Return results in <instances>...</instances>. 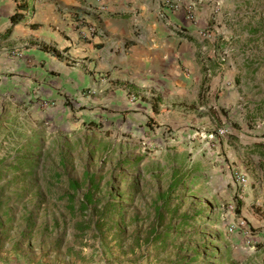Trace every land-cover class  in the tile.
<instances>
[{
  "label": "rangeland",
  "instance_id": "1",
  "mask_svg": "<svg viewBox=\"0 0 264 264\" xmlns=\"http://www.w3.org/2000/svg\"><path fill=\"white\" fill-rule=\"evenodd\" d=\"M195 31L197 76L223 83L189 134L0 87V264H264V203L235 181L264 190V0H195Z\"/></svg>",
  "mask_w": 264,
  "mask_h": 264
},
{
  "label": "crops",
  "instance_id": "2",
  "mask_svg": "<svg viewBox=\"0 0 264 264\" xmlns=\"http://www.w3.org/2000/svg\"><path fill=\"white\" fill-rule=\"evenodd\" d=\"M196 34L195 0H0V87L82 123L189 134L207 86L223 83L197 76ZM243 190L263 205L264 190Z\"/></svg>",
  "mask_w": 264,
  "mask_h": 264
},
{
  "label": "trees",
  "instance_id": "3",
  "mask_svg": "<svg viewBox=\"0 0 264 264\" xmlns=\"http://www.w3.org/2000/svg\"><path fill=\"white\" fill-rule=\"evenodd\" d=\"M18 20L19 19L17 18V16H13L11 18V22L12 23L17 22ZM260 156L263 158L264 157V153H261ZM175 184H177V180H175ZM177 185H179V183ZM90 201H91V196L88 195V194L85 195L84 196V200H82L81 203H80L79 211L80 212H83L84 210H86L87 209V203H89ZM117 205H118L117 202H116V204H111V207L109 208V210H107V212L103 215V217H106L109 214L111 216H114L115 215V212L117 211ZM191 224H194V223L192 222ZM180 227H182V228H185V227L191 228L192 225H190L188 222H184L178 228H180ZM159 239H161V238H159ZM192 262H195V260H192Z\"/></svg>",
  "mask_w": 264,
  "mask_h": 264
},
{
  "label": "built area",
  "instance_id": "4",
  "mask_svg": "<svg viewBox=\"0 0 264 264\" xmlns=\"http://www.w3.org/2000/svg\"><path fill=\"white\" fill-rule=\"evenodd\" d=\"M189 19H191V17H189ZM97 32H98L99 34L101 33L100 30H97ZM235 181H236V183H237V185H238V188H239V190H237V191H238L239 193L242 194L243 191H244L243 189L247 186V179H246V177L237 174V176L235 177ZM240 225L243 226V225H245V224H244V222H241ZM229 231L231 232L232 229L229 228Z\"/></svg>",
  "mask_w": 264,
  "mask_h": 264
}]
</instances>
